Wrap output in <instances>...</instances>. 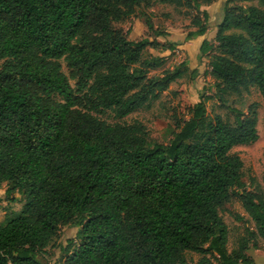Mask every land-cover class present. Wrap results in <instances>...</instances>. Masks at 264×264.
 <instances>
[{
    "label": "trees",
    "instance_id": "trees-1",
    "mask_svg": "<svg viewBox=\"0 0 264 264\" xmlns=\"http://www.w3.org/2000/svg\"><path fill=\"white\" fill-rule=\"evenodd\" d=\"M230 1L215 24L218 45H201L202 55L214 50L205 74L219 95L255 86L264 98V0L246 8H229ZM160 2L200 9L199 0ZM151 6L0 0V187L25 199L18 215L0 223V264H47L42 254L70 224L79 227L78 243L56 264H187V252L201 256L196 264H255L248 252L264 240V195L246 190L243 162L231 151L259 139L257 103L237 112L231 126L220 116L208 121L201 100L169 144L154 146L140 125L94 115L110 110L126 118L189 71L183 62L149 76L165 60L145 58L146 49L173 52L176 44L132 41L116 27ZM201 14L186 41L207 33L210 13ZM233 200L254 228L229 251L221 211Z\"/></svg>",
    "mask_w": 264,
    "mask_h": 264
},
{
    "label": "rangeland",
    "instance_id": "rangeland-1",
    "mask_svg": "<svg viewBox=\"0 0 264 264\" xmlns=\"http://www.w3.org/2000/svg\"><path fill=\"white\" fill-rule=\"evenodd\" d=\"M226 0H199L200 9L190 7H176L174 5L163 4L160 0H152L151 7H143L137 11L136 15L123 23L116 24V27L122 28L128 33V39L132 41L146 40L149 42H160L167 46V43L176 44L175 51H162L161 47L149 46L144 54L145 58L162 57L165 60L164 65L151 71L149 76L161 75L164 70H173L183 62L187 64L189 71L186 75L173 83L170 88L164 92L159 99L138 109L126 118H117L115 113L106 110L100 114H94L97 118L109 124L140 125L146 134L149 144H169L173 138V133L177 130L178 122L189 120L193 114L194 106L201 100L204 101L206 108V118L213 121L216 116H220L223 121L231 126L236 123L237 112L247 114L251 104L257 103L258 123L257 130L259 139L257 142L240 145L233 148L232 154H236L243 162L242 182L247 191L264 195V98L255 86H249V89L239 93L217 94L214 80L206 75L209 70V54L202 55L199 43H196V37L192 41H186L190 32L196 31L197 27L193 25V19L201 17L203 11L210 13V25L207 33L214 36L215 24L221 21L225 11ZM229 8L235 7H260L257 0H231ZM214 8V9H213ZM224 9V11H223ZM220 10V12H219ZM146 20H150L155 30L167 32L169 37L156 36L154 31L148 29ZM232 31H229L230 33ZM208 36V35H207ZM211 39L214 48L218 45ZM198 45V46H197ZM63 72L69 76V69L64 61H61ZM197 69L199 75L192 79L191 72ZM75 86V81H70ZM6 186L0 187V223H6L18 215L24 204L25 199L18 194L6 196ZM221 215L228 226V250L232 251L237 247V242L242 238L246 230L254 228V223L245 213L241 203L233 200L226 204ZM242 216L243 220L236 219ZM79 227L70 224L62 227L58 235L53 239L49 247L42 254L44 262L47 264H56L64 257V250L68 244L73 241L78 243L76 232ZM259 249L252 248L248 255L255 261V264H264V240H258ZM200 255L193 252L186 253L187 264H196Z\"/></svg>",
    "mask_w": 264,
    "mask_h": 264
},
{
    "label": "crops",
    "instance_id": "crops-1",
    "mask_svg": "<svg viewBox=\"0 0 264 264\" xmlns=\"http://www.w3.org/2000/svg\"><path fill=\"white\" fill-rule=\"evenodd\" d=\"M214 9V8H213ZM219 12H220V10H219ZM209 33V32H208ZM208 33H206L205 35H203V36H200L198 39H196V43H199L198 45H199V49L201 48V45H202V43L205 41V40H211L212 39V37H214V36H210ZM213 33H214V31H213ZM208 35V36H207ZM190 41H192V40H190ZM197 45V46H198ZM6 185H4V187H5ZM6 190H7V186H6ZM5 191V190H4ZM6 192V191H5ZM0 193H2V192H0Z\"/></svg>",
    "mask_w": 264,
    "mask_h": 264
}]
</instances>
